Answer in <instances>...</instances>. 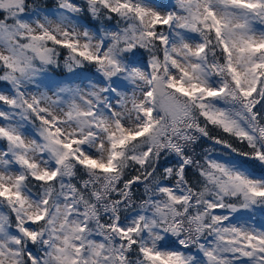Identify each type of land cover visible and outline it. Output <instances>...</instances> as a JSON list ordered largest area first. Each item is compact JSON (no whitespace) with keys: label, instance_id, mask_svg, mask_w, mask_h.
<instances>
[{"label":"snow or ice","instance_id":"snow-or-ice-1","mask_svg":"<svg viewBox=\"0 0 264 264\" xmlns=\"http://www.w3.org/2000/svg\"><path fill=\"white\" fill-rule=\"evenodd\" d=\"M0 83V264H264V0H0Z\"/></svg>","mask_w":264,"mask_h":264},{"label":"rangeland","instance_id":"rangeland-1","mask_svg":"<svg viewBox=\"0 0 264 264\" xmlns=\"http://www.w3.org/2000/svg\"><path fill=\"white\" fill-rule=\"evenodd\" d=\"M45 2H46L47 7L49 9H54L56 0H45ZM162 2L171 3L172 0H162ZM92 74H93V70H90V69H86L85 70V75H92ZM68 76H70V74H68L66 71L57 69V70L51 71L49 73V78L50 79L48 81H46L45 83L46 84L50 83V81H53V80H62V79H65V77H68ZM71 82L73 84H79L80 83V79H73ZM84 83H87V80H84ZM7 87L8 86L6 84L0 83V89H6ZM43 87L44 86L42 85L41 89H43ZM32 90L35 91V89H32ZM212 158L227 159L226 157H220V156H213ZM245 219H247V217H243L240 222L243 223ZM249 223H254L257 227L264 226V213L257 212L255 214V219L254 220H249Z\"/></svg>","mask_w":264,"mask_h":264},{"label":"trees","instance_id":"trees-1","mask_svg":"<svg viewBox=\"0 0 264 264\" xmlns=\"http://www.w3.org/2000/svg\"><path fill=\"white\" fill-rule=\"evenodd\" d=\"M86 23L88 21H85ZM213 135H218L219 133L216 130H211ZM239 146V145H237ZM207 150V152H206ZM196 152L199 154L198 158H203L204 155H210L211 157L213 156H220V157H226L227 159L232 158L235 154H228L225 155V150L222 148L220 145H215L213 141L208 140L207 138H203L199 144L196 147ZM239 159V158H237ZM189 176L190 178L192 177L191 170H189ZM139 187V186H137Z\"/></svg>","mask_w":264,"mask_h":264}]
</instances>
